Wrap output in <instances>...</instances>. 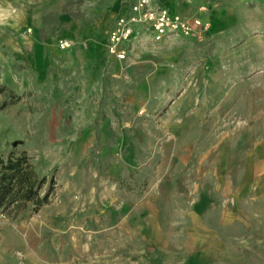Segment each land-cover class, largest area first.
<instances>
[{"label":"rangeland","instance_id":"1","mask_svg":"<svg viewBox=\"0 0 264 264\" xmlns=\"http://www.w3.org/2000/svg\"><path fill=\"white\" fill-rule=\"evenodd\" d=\"M133 2L0 0V155L49 192L0 212V264H264V0H177L220 28L90 61Z\"/></svg>","mask_w":264,"mask_h":264},{"label":"built area","instance_id":"2","mask_svg":"<svg viewBox=\"0 0 264 264\" xmlns=\"http://www.w3.org/2000/svg\"><path fill=\"white\" fill-rule=\"evenodd\" d=\"M139 24L151 33L154 41H162L174 34L194 35L209 28L208 22L200 18L187 19L158 0H134L127 10L117 15L108 33L106 51L109 56L118 61L127 60V50L135 37V26ZM70 45L69 40H60L61 48Z\"/></svg>","mask_w":264,"mask_h":264},{"label":"trees","instance_id":"3","mask_svg":"<svg viewBox=\"0 0 264 264\" xmlns=\"http://www.w3.org/2000/svg\"><path fill=\"white\" fill-rule=\"evenodd\" d=\"M46 182L47 177L39 175L26 152L0 155V212L15 216L29 205L38 211L48 201L49 192L41 194Z\"/></svg>","mask_w":264,"mask_h":264},{"label":"crops","instance_id":"4","mask_svg":"<svg viewBox=\"0 0 264 264\" xmlns=\"http://www.w3.org/2000/svg\"><path fill=\"white\" fill-rule=\"evenodd\" d=\"M158 1L160 3H162L164 6L168 7L171 11L180 13L182 16H184L187 19L193 20L195 18H200L203 21L212 22L211 23V27H210L211 28L210 31L211 30L214 31V32L217 31L218 28H220V26L222 24L223 20L220 17H223L224 15L220 16L219 14H217V16H214L213 18H210V19L208 18V16L205 17L203 14H201V15L199 14V15H195V16H189V15L185 14L184 12H182L180 10V8H179V6L177 4V0H158ZM125 10H127V9H125ZM201 11H202L201 13H207V10H201ZM202 15L204 17H202ZM112 25H113V23H112ZM112 25H111V27H112ZM111 27H110V29H111ZM141 30H145L146 31V28L143 25H140V24L135 26V37H134L132 43L136 42L139 39ZM148 34H149V36H151L150 32H148ZM107 40H108V34H107L106 38L102 40V42H98V43H96V44H94V45H92L91 47L88 48L87 52H88V56L90 57L89 58L90 61H95L96 60L98 62V60L101 58L102 53L103 52L107 53V51L105 49ZM106 55H107V61L109 63H112L113 66L116 67L117 69H119L118 66L120 64H123V61L116 60L115 58L109 56L108 53ZM107 61L105 62V60L100 59L99 60L100 63H98V64L102 65L103 63H105L104 65H106L108 63ZM260 145H261V147H264V141ZM261 160L264 161V156L261 157ZM263 185H264V172H263V175H262V177L260 179V187H262ZM212 201H213L212 197L209 195V193L203 190L201 198L196 202V204L194 206V209H193V212H192L193 215L194 216H199V217L203 216L205 214V211H207L209 206L212 204ZM189 259H190L189 257L186 259L187 263L189 262ZM158 264H162V263L159 262Z\"/></svg>","mask_w":264,"mask_h":264}]
</instances>
